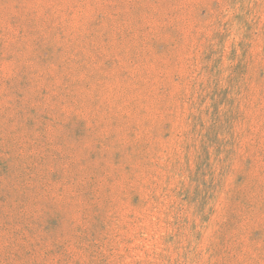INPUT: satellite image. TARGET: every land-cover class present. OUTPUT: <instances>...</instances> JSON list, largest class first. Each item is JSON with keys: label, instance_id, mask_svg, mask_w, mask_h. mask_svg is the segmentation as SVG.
<instances>
[{"label": "rangeland", "instance_id": "obj_1", "mask_svg": "<svg viewBox=\"0 0 264 264\" xmlns=\"http://www.w3.org/2000/svg\"><path fill=\"white\" fill-rule=\"evenodd\" d=\"M0 264H264V0H0Z\"/></svg>", "mask_w": 264, "mask_h": 264}]
</instances>
